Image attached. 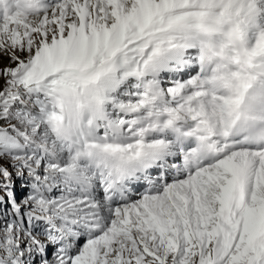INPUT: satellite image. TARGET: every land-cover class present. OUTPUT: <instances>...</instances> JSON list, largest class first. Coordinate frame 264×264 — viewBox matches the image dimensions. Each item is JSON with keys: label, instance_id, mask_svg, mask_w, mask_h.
<instances>
[{"label": "snow or ice", "instance_id": "1", "mask_svg": "<svg viewBox=\"0 0 264 264\" xmlns=\"http://www.w3.org/2000/svg\"><path fill=\"white\" fill-rule=\"evenodd\" d=\"M0 264H264V0H0Z\"/></svg>", "mask_w": 264, "mask_h": 264}]
</instances>
